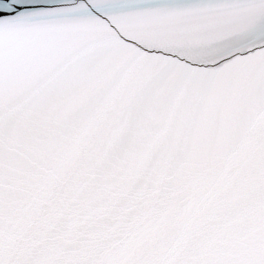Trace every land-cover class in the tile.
Segmentation results:
<instances>
[{
	"label": "snow or ice",
	"instance_id": "obj_1",
	"mask_svg": "<svg viewBox=\"0 0 264 264\" xmlns=\"http://www.w3.org/2000/svg\"><path fill=\"white\" fill-rule=\"evenodd\" d=\"M0 264H264V0H0Z\"/></svg>",
	"mask_w": 264,
	"mask_h": 264
}]
</instances>
